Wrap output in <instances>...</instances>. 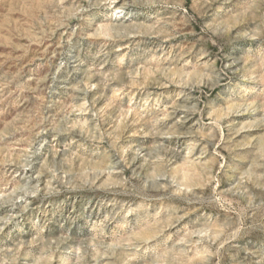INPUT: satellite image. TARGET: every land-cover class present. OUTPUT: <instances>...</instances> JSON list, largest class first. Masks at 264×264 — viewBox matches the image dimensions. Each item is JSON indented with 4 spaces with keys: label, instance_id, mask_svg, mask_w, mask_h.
Listing matches in <instances>:
<instances>
[{
    "label": "rangeland",
    "instance_id": "1",
    "mask_svg": "<svg viewBox=\"0 0 264 264\" xmlns=\"http://www.w3.org/2000/svg\"><path fill=\"white\" fill-rule=\"evenodd\" d=\"M0 264H264V0H0Z\"/></svg>",
    "mask_w": 264,
    "mask_h": 264
}]
</instances>
